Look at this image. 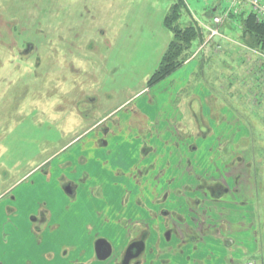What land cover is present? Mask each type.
Segmentation results:
<instances>
[{"label":"rangeland","instance_id":"obj_1","mask_svg":"<svg viewBox=\"0 0 264 264\" xmlns=\"http://www.w3.org/2000/svg\"><path fill=\"white\" fill-rule=\"evenodd\" d=\"M174 1L0 0V264H69L76 257L89 262L97 233L123 245L130 221H155L161 213L165 228L151 231L165 234L173 225L175 232L194 235V229L179 227L191 214L178 210L180 201L200 207L192 197L188 202L172 187L169 194L168 175L155 197L157 155L170 159L179 137L191 144L187 154L198 172L210 166L224 183L240 182L241 196L226 195L225 211L232 220L255 222L258 234L240 243L242 256L230 254L241 264H264V70L247 63L255 53L245 45L241 19L233 17L222 29L237 43L226 42L214 53L220 58L206 59L213 44L200 50L203 43L196 41L179 69L149 87L173 38L164 18ZM185 1L183 24L210 21L215 6L221 5V14L229 5ZM227 53L234 55L223 59ZM127 111L138 129L125 130L131 135L116 127ZM150 146L160 153L142 158ZM63 180L79 188L75 197ZM47 206L53 222L64 208L70 219L45 230L40 208ZM198 216L197 222L204 220ZM220 242L215 229L198 254L226 255Z\"/></svg>","mask_w":264,"mask_h":264},{"label":"crops","instance_id":"obj_2","mask_svg":"<svg viewBox=\"0 0 264 264\" xmlns=\"http://www.w3.org/2000/svg\"><path fill=\"white\" fill-rule=\"evenodd\" d=\"M217 6L219 7L221 5L219 4ZM222 32L227 38H224V39L217 38L216 41L214 40V42H212V44H213L212 48L213 49H211V50L207 49L204 53V57L206 59H209L213 55H217V57H218V54H214V53H217L218 51H221V50H217L218 48H216L218 44L222 45L224 47V45L227 44L226 42H233L235 44L237 43V41H235L234 38L229 36L227 31H224L222 29ZM206 47L207 46H204L203 48H206ZM234 48L235 47L232 44L229 47V49L232 52L236 51V49H234ZM254 52H255V55H257L258 57L255 58V55L254 56L249 55V59H248L247 63L252 62L255 64V66L260 71H263L264 64L262 63V61H264V52L259 51V50H258V52H256V51H254ZM233 55H234L233 53H231V54L227 53V54H224L222 58L223 59H224V57L228 58V57H231ZM221 56L222 55H219L218 58H220ZM119 111H121V109ZM115 112L117 113V111H115ZM143 112H142V114L144 117L147 118V122H148L149 114L146 113L144 110H143ZM116 113L114 115H116ZM124 116L125 117L128 116L129 119L127 120V122L124 121V124H123V121L121 119H122V117L124 118ZM131 116H132V113L130 114L127 111L123 116L122 115L120 116L121 118L119 117V119H120L119 123H118V125H116V127L119 131L118 133H120V130H122L123 127H124V132L126 135H131V134L127 133L126 131H130L131 133L138 132L137 131L138 129L136 130L131 125V121H130ZM142 139L143 138L141 137L139 140L142 141ZM139 140L137 141L138 144L136 145V150L139 149L140 146L142 145L141 146V154H142V152L144 151L143 144L139 145L140 144ZM178 140H179L177 142L178 148L172 149L171 152L168 154L169 155L168 158H170V159L164 160L162 155H160V154L157 155L155 167L160 170L161 175H160V177H158V183H160L159 185L157 184L159 191H157L155 197L160 196L161 193H163V190H164L166 185H167V189H165V190L171 192L170 188H168V187H172V189L174 191L173 193H174V195H176L175 189H178L180 196L183 198L184 197L188 198L187 199L188 202H189L190 197H197V196H199L201 198L203 196L209 197L208 193L204 191L206 189V187L205 188H198V185L200 184V182L206 181V180H208L211 183L214 182V180H219L220 175L219 174H217V175L210 174L209 173V167L210 166L209 167L201 166L199 168V172H198L196 170L193 162H191L192 160L188 157L190 155L187 154V148L190 149L191 144H189V146H188L186 141H184V139H182L181 137H179ZM126 144H129V141H127ZM101 147H103V146H101ZM148 149H145L146 153L144 156L143 155L141 156L142 158L147 157L148 154H150V155L155 154L157 150L160 153V147L154 148V147L150 146V148H148ZM134 158H135V155H132V159H134ZM87 159H88V157H87ZM137 163H138V161H137ZM169 174H171V176ZM221 174H222V172H221ZM165 175H168V179H167L168 183L172 182V185H170L168 183H165L166 184L165 185L164 183H162L163 182L162 177ZM226 178H227V176H226ZM231 182H233V183L230 184V183H228V181H226V185H228V187L233 186V187H231L232 190H230V188H228L230 191L229 195L233 194V196H236V197L241 196V192L239 190L240 182L237 181V179L232 180ZM78 191H79V188H78ZM78 191H77V194H78ZM173 193L171 192L169 194H173ZM183 198H181V199H183ZM187 204L188 203H186V202L182 203L181 201L178 203V205H179L178 210L179 211L181 210L182 212H184L185 210H188V212L191 214L187 217V219L189 218L190 222H188V220L187 221L184 220V221L180 222L179 225H181V226H179V227L182 229H194L195 230L194 235L192 234V236H186L185 232L178 231L179 233H184L185 235L182 236V238H180V239H178L175 236L171 240H163L162 239L161 244H160L161 247L159 249L160 251L157 254H155V253L152 255L149 254L147 256V258L145 260L146 262L144 264H213V261H216V263H214V264H231V263L232 264H241V263H239V260H240L239 257H234L235 255L230 254V252H234V253H240L241 252L240 254L242 256L243 250H239V246H241L240 243H245L246 241H250V240L252 241L251 238L254 236H257V234H258L255 222L247 221L248 222V224H247L246 222L240 221L238 219H235V220L230 219V216H227V213L225 210L220 212L217 209H205L202 206L196 207V206H192L190 203H189V205H187ZM156 206H158V205H156ZM42 207L40 208L41 212L46 211V213L48 214L47 215L48 218L44 215V218L46 220L45 225H44L45 230H46V226H48V227L49 226H51V227L62 226L64 218L70 219V214L67 215V208H64L62 213L59 214L57 217V219L59 218V220H58L59 222H53L54 216H53V213L51 212V210L49 209V207L47 206L46 209H44ZM182 208L184 211L182 210ZM200 209H202V210L200 211ZM227 210H228V208H227ZM197 213L198 214L203 213V215H205L204 220L201 222V224L199 222H197L196 220H193V216H195L194 214L198 215ZM217 214H220V215H218V217H217ZM221 214H223V216H221ZM61 215L63 216L62 219H61ZM86 215H87V213H86ZM164 215L165 214L162 215V213L157 214V220L158 221L164 220V217H165ZM83 217L85 218V213H84ZM71 219L76 220V219H78V217L75 215ZM221 222H223V223H221ZM88 223H90V222H88ZM221 224L223 225V227ZM159 225L162 229L165 228V226H163V224H159ZM173 227H176V226H173ZM208 228L212 229V232H209ZM173 229L175 230V228H173ZM205 229H207V231ZM215 229L220 231V234H221L220 245L221 246L223 245L222 246L223 250H225V248H227V249H229V251L226 252V255H224L225 253L221 252V254L218 256H214L215 254L213 253L212 250L210 251L209 254H198V252H200L201 249L203 250L204 248H206L207 240H210L211 236H213V238L215 237ZM44 231L42 230V231H40V233H38L41 241H44L45 237H46L43 233ZM244 231H247V233H246L247 239L246 240H245V237L242 236ZM101 235H104V234H101ZM105 236H107V235H105ZM241 236L243 238H240ZM59 237H61V236H58L57 234H56V236H54V238H59ZM49 241H53V240H49ZM149 243L153 244V242H149ZM91 246H92V244H91ZM199 247L201 248L200 250H199ZM92 249H93V247H92ZM251 250H253V249H249V252ZM253 252H254V250H253ZM240 254H239V256H240ZM91 258L94 260L93 256ZM75 261H79V258L76 257L74 259H71L68 263L73 264ZM95 261L96 260H94L93 263ZM236 261H238V262H236Z\"/></svg>","mask_w":264,"mask_h":264},{"label":"flooded vegetation","instance_id":"obj_3","mask_svg":"<svg viewBox=\"0 0 264 264\" xmlns=\"http://www.w3.org/2000/svg\"><path fill=\"white\" fill-rule=\"evenodd\" d=\"M64 182L65 181L63 180V188L66 191V193H68L71 197L76 196L77 189L74 187L75 184L72 182V180L66 181L65 183ZM203 185H204L203 187L202 185L200 187L202 188L206 187L205 191H207L209 197H206L204 203L200 202L202 198L198 200L196 197H192L193 200L192 203H194L195 205L197 204L198 206H202L205 209H217L220 212L224 211L226 206H228L227 203H229L228 200L225 199V196L229 195L230 193L228 189V185H226V183H224V181L220 179L214 180V182L212 183L206 180ZM73 194L75 195L73 196ZM194 215L195 216H193V220L197 221L199 216L196 214ZM218 215L220 214H217V217ZM221 216H223V214H221ZM155 219H156L155 221H151V222H145V220L144 222L142 220L130 221L128 224L129 225L128 229L130 230L131 228V230L129 234L126 236V238H124L125 242L123 243V245L122 242L115 244L112 239L108 238L105 235H101L100 233H97V235L92 240L94 260L101 261L103 264H144L149 254L150 255L154 253L157 254L160 251L159 249L161 247L160 244L162 239L171 240L174 236L180 239L182 238V236L185 235L184 233L174 232L173 226H170L169 231H167L165 234L160 233L159 230L151 231L152 228L157 229L159 224H163V226L165 224L164 222L165 220L162 221L157 220V215L155 216ZM202 221L203 219L200 220L199 223L201 224ZM135 228L137 230H135ZM128 229H126V232L129 231ZM100 238H106L112 245L111 255L103 260L98 258L95 248L96 241ZM149 242H153V244ZM94 260L91 258L89 259V262H86L85 260L82 261L79 259V261H75L73 264H92Z\"/></svg>","mask_w":264,"mask_h":264},{"label":"trees","instance_id":"obj_4","mask_svg":"<svg viewBox=\"0 0 264 264\" xmlns=\"http://www.w3.org/2000/svg\"><path fill=\"white\" fill-rule=\"evenodd\" d=\"M185 10H188L186 1L175 0L165 15L164 24L172 32L173 38L162 57L160 65L148 80L149 87L160 83L179 69L186 61L187 54L193 50L194 42L203 43L207 37L205 29L195 18L186 24L181 22ZM232 17L241 19L244 41L251 46L264 49V23L259 22L251 12L239 15L233 14Z\"/></svg>","mask_w":264,"mask_h":264},{"label":"built area","instance_id":"obj_5","mask_svg":"<svg viewBox=\"0 0 264 264\" xmlns=\"http://www.w3.org/2000/svg\"><path fill=\"white\" fill-rule=\"evenodd\" d=\"M245 9L250 10L259 22L264 23V0H229V5L221 15H215L211 23H202V26L208 32V38L206 43L211 42L214 38L220 37L222 39L227 38L221 28L225 22L231 18V16L242 13ZM249 50L253 53L258 52L257 49L246 45ZM218 50H222V45H217Z\"/></svg>","mask_w":264,"mask_h":264},{"label":"water","instance_id":"obj_6","mask_svg":"<svg viewBox=\"0 0 264 264\" xmlns=\"http://www.w3.org/2000/svg\"><path fill=\"white\" fill-rule=\"evenodd\" d=\"M96 253L99 259L108 258L112 253V245L106 238H100L95 244Z\"/></svg>","mask_w":264,"mask_h":264}]
</instances>
